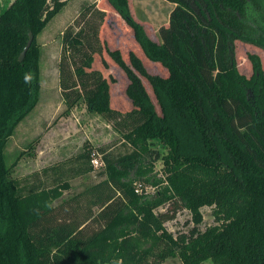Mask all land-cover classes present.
<instances>
[{
	"label": "trees",
	"instance_id": "1",
	"mask_svg": "<svg viewBox=\"0 0 264 264\" xmlns=\"http://www.w3.org/2000/svg\"><path fill=\"white\" fill-rule=\"evenodd\" d=\"M68 1L12 0L0 9V264H163L174 256L182 264H264V115L258 118L251 108V79L239 75L233 54L236 40L264 49L258 0H166L173 10L157 32L159 42L132 16L130 0L81 8L61 34L63 115L85 103L113 123L131 151L113 159L101 149L105 179L54 205L70 189L60 168L41 171L40 176L54 175L47 188L13 178L17 161L7 166L4 148L38 102L37 38ZM111 18L128 27L146 58L168 73L149 74L134 53L127 65L118 50H108L129 81L125 94L131 108L125 112L110 106L109 84L116 80L93 65L98 58L109 68L102 30ZM248 29L259 35L249 38ZM29 33L33 41L19 62ZM248 59L264 113V67L256 54ZM141 77L149 82L159 113ZM154 140L165 146V154L152 149ZM183 143L200 151L182 152ZM92 152L84 145L75 157L74 177L93 171ZM167 204L170 211L157 213ZM203 207L212 208L216 225L201 231ZM179 209L190 212L193 227L175 237L165 223Z\"/></svg>",
	"mask_w": 264,
	"mask_h": 264
},
{
	"label": "rangeland",
	"instance_id": "2",
	"mask_svg": "<svg viewBox=\"0 0 264 264\" xmlns=\"http://www.w3.org/2000/svg\"><path fill=\"white\" fill-rule=\"evenodd\" d=\"M11 1L0 0V9L7 7ZM98 2L99 0L68 1L60 13L48 23L38 36V43L41 46L39 62L41 89L38 102L14 128V132L4 148L6 165L9 166L17 161L12 171L13 178L27 179L30 184L33 182L35 184L40 183L37 186L47 188L53 185L52 178L54 175L49 173L48 176H40L41 171L52 166L60 168V171L63 172L62 179L65 178L69 182L70 189L65 191L61 198L54 202V205H60L84 191L89 192L93 186L105 179L104 167L95 168L92 161V172L74 177L73 169L79 165L74 159L84 151V145L93 148L92 160L101 159L100 151L102 150L104 154L113 159L131 151V148L123 141L121 134L115 131L113 123L105 121L95 111L90 110L85 103L81 102L68 115H63L65 106L60 94L57 73L62 48L61 34L67 26L74 25L82 7ZM258 2L260 4L259 12L264 15V0H258ZM102 4L105 6L104 0ZM129 7L132 16L143 25L146 34L152 40L159 42L157 32L161 27L168 25L173 4L166 0H130ZM114 19L111 18L109 25V22L103 25L102 30L104 40L102 56L108 62L109 68L104 69L98 58L94 60L93 65L98 67L108 80L110 76L116 80L115 83L109 84L110 106L125 112L131 108V103L125 94L129 81L125 73L108 56V50H118L127 65H129V54L134 53L149 74L165 76L168 73L161 64L148 60L141 48L135 44L131 30L128 31L126 29L128 27H124L125 25L121 21H117V18L115 21ZM115 28H118V34L114 32ZM247 34L249 38H255L259 35V31L250 29ZM234 45L233 54L237 71L239 75L251 79L247 89L249 104L254 109L255 115L261 118L264 113L260 99L259 80L252 70L248 55L256 54L260 58L263 68L264 49L245 40H236ZM141 81L159 113L157 101L149 82L143 77H141ZM36 139L37 142L33 149L26 151L19 158V153L26 150L27 145ZM152 149L162 155L166 153L165 146L159 140L152 141ZM181 150L186 153L200 151L196 144L194 146V144L187 143L181 145ZM221 160L222 163L228 161L225 156H222ZM161 164V161L154 164V171L158 176L161 174ZM143 190L152 193L154 188L146 187ZM171 208L167 204L159 208L157 213L170 211ZM92 212L96 213L97 208H94ZM201 214L203 221L198 226L199 230L204 231L206 228L216 225L211 207L201 208ZM192 227L191 214L183 209L178 210L173 220L165 223L167 231L175 237L181 233H188ZM163 264H182V262L178 256H174L167 258ZM204 264H212V262L208 260Z\"/></svg>",
	"mask_w": 264,
	"mask_h": 264
},
{
	"label": "water",
	"instance_id": "3",
	"mask_svg": "<svg viewBox=\"0 0 264 264\" xmlns=\"http://www.w3.org/2000/svg\"><path fill=\"white\" fill-rule=\"evenodd\" d=\"M32 41H33V35H32L31 33H29V38H28L27 44H26V46L24 47L23 51L20 53V56H19V58H18V61H19V62H22V61H23V59H24V57H25V55H26L27 50H28V49L30 48V46H31Z\"/></svg>",
	"mask_w": 264,
	"mask_h": 264
},
{
	"label": "built area",
	"instance_id": "4",
	"mask_svg": "<svg viewBox=\"0 0 264 264\" xmlns=\"http://www.w3.org/2000/svg\"><path fill=\"white\" fill-rule=\"evenodd\" d=\"M92 163L95 166V168L104 166V163L101 159H99V160L93 159Z\"/></svg>",
	"mask_w": 264,
	"mask_h": 264
},
{
	"label": "crops",
	"instance_id": "5",
	"mask_svg": "<svg viewBox=\"0 0 264 264\" xmlns=\"http://www.w3.org/2000/svg\"><path fill=\"white\" fill-rule=\"evenodd\" d=\"M100 1H101V0H99V2H100ZM99 2H98V3H99ZM98 3H97V4H98ZM37 41H38V38H37ZM39 62H40V61H39ZM39 67H40V66H39ZM57 73H58V71H57Z\"/></svg>",
	"mask_w": 264,
	"mask_h": 264
}]
</instances>
